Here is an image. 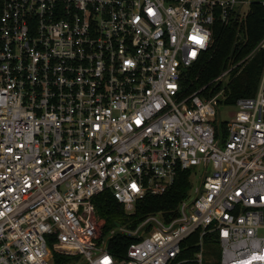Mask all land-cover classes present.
Masks as SVG:
<instances>
[{"label":"built area","instance_id":"2783aa9c","mask_svg":"<svg viewBox=\"0 0 264 264\" xmlns=\"http://www.w3.org/2000/svg\"><path fill=\"white\" fill-rule=\"evenodd\" d=\"M255 1L0 0V264H203L205 238L218 264H264V70L253 96L226 95L264 52L263 35L236 59ZM216 22L228 63L188 93ZM186 171L176 217L103 234L97 195L132 215ZM115 233L133 238L122 254Z\"/></svg>","mask_w":264,"mask_h":264},{"label":"trees","instance_id":"16d2710c","mask_svg":"<svg viewBox=\"0 0 264 264\" xmlns=\"http://www.w3.org/2000/svg\"><path fill=\"white\" fill-rule=\"evenodd\" d=\"M261 0H256L249 9L245 25L241 30L243 43L236 59L247 54L264 35V7ZM234 32L229 27H223L218 22L213 25L212 46L204 54L203 58L191 67L183 78L187 92L191 93L215 78L227 65L233 45ZM264 70V52H258L253 59L233 77L226 91L227 103L233 104L240 97H251L257 91ZM190 173L179 172L172 187L160 197H146L136 203L132 215H126L108 191L97 195L94 200V208L97 216L103 220V234L115 230L117 227H125L128 230H136L148 217L161 213L165 221L177 216L178 206L188 198L191 189ZM194 236L189 238L193 241ZM133 238L122 233H115L108 241L109 251L122 254ZM204 248L210 255L214 264H218L220 251L215 240L205 238ZM196 248L184 251L185 257H192ZM205 255V253H204ZM57 264L69 261L65 257H57ZM194 264V263H187ZM205 264V262H203Z\"/></svg>","mask_w":264,"mask_h":264},{"label":"rangeland","instance_id":"374dc122","mask_svg":"<svg viewBox=\"0 0 264 264\" xmlns=\"http://www.w3.org/2000/svg\"><path fill=\"white\" fill-rule=\"evenodd\" d=\"M233 77L234 76H232L231 79ZM231 79H230V81H231ZM227 82L224 81V83H221L220 87L223 88L227 84ZM218 100L220 101V104L218 105L219 106L218 113H219V116H220V123L222 124L224 122H227V120L229 119V115H231L234 112L235 109L233 107L224 106L222 104L221 97ZM193 170H196V169L194 168ZM189 179H190V184H191V189H190V192H189V195H190L193 192V190L195 189L196 185H197V178L191 176ZM204 262H205V264H214L213 263V259L211 258L210 255L206 254V252H205V255H204Z\"/></svg>","mask_w":264,"mask_h":264}]
</instances>
